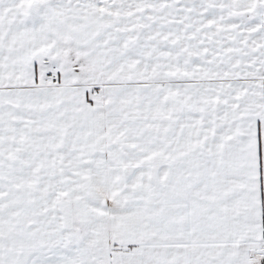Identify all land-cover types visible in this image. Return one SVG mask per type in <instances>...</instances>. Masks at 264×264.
I'll use <instances>...</instances> for the list:
<instances>
[{"label":"snow or ice","instance_id":"1","mask_svg":"<svg viewBox=\"0 0 264 264\" xmlns=\"http://www.w3.org/2000/svg\"><path fill=\"white\" fill-rule=\"evenodd\" d=\"M0 264H264V0H0Z\"/></svg>","mask_w":264,"mask_h":264}]
</instances>
